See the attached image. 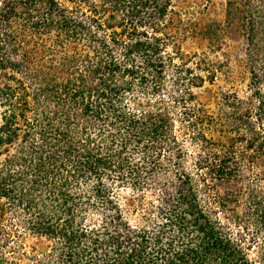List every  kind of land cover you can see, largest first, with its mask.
Segmentation results:
<instances>
[{
    "label": "trees",
    "instance_id": "trees-1",
    "mask_svg": "<svg viewBox=\"0 0 264 264\" xmlns=\"http://www.w3.org/2000/svg\"><path fill=\"white\" fill-rule=\"evenodd\" d=\"M213 1L0 0V264H264V0Z\"/></svg>",
    "mask_w": 264,
    "mask_h": 264
},
{
    "label": "rangeland",
    "instance_id": "rangeland-1",
    "mask_svg": "<svg viewBox=\"0 0 264 264\" xmlns=\"http://www.w3.org/2000/svg\"><path fill=\"white\" fill-rule=\"evenodd\" d=\"M223 10H224V2L222 0H214L212 5L207 8L205 13L200 17V24L202 26L208 25L210 22L214 21H220L223 17ZM226 45L231 47L233 51H245V41L244 38L239 33L238 28L231 29V32L228 33L225 37ZM237 75H235L232 79L237 80V82L240 80L239 78H236ZM247 81H244L243 83H238V89L241 91L245 90ZM217 85L213 88L215 91L217 88ZM190 167H192L191 162L189 161ZM122 192V191H121ZM121 206L123 210L124 218H126L128 221L134 223L138 220V214H136L133 211L132 207H129L127 205V199L130 198L131 192L128 190H124V193H121ZM145 201H148L149 199L147 197L144 198Z\"/></svg>",
    "mask_w": 264,
    "mask_h": 264
}]
</instances>
